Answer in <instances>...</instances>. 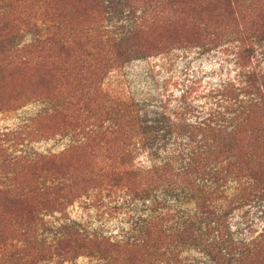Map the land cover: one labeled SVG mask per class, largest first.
I'll list each match as a JSON object with an SVG mask.
<instances>
[{
	"label": "rangeland",
	"instance_id": "374dc122",
	"mask_svg": "<svg viewBox=\"0 0 264 264\" xmlns=\"http://www.w3.org/2000/svg\"><path fill=\"white\" fill-rule=\"evenodd\" d=\"M235 1L232 15L230 0H182L189 9L185 7L181 18L195 27L185 24L180 29L176 47L116 65L113 40L120 27L113 19L115 6L106 8L104 16L84 31L98 12L93 0H0V27L7 24L13 34L7 59L11 66L0 65V77L7 81L0 94V264H131L136 260L127 242L137 215L131 208L119 210L108 188L83 185L92 166L86 139L92 133L91 145L99 147L100 133L107 126L103 91L115 97L120 90L140 102L154 103L167 96L162 88L168 78L176 86L168 84L167 91L176 95L194 83L205 90L235 78L243 62L264 80V44L252 47L249 39L250 17L264 7V0ZM109 2L104 0V6ZM143 8L142 25L155 18L158 26L144 32L142 39L148 48H166L172 31L163 22L172 18L163 0ZM128 27L125 20L124 30ZM194 36L201 46L187 45ZM65 40L70 42L69 50L61 52L59 44ZM24 59L27 64L21 65ZM89 64V69L95 66L93 72L104 66L109 73L101 83L102 92L98 71L93 74L94 102L87 110L84 98L89 90L82 76ZM61 184L64 198L55 192ZM15 197L24 206H8ZM245 219L254 228L264 217L252 209ZM200 258L193 254L186 264H202Z\"/></svg>",
	"mask_w": 264,
	"mask_h": 264
},
{
	"label": "trees",
	"instance_id": "16d2710c",
	"mask_svg": "<svg viewBox=\"0 0 264 264\" xmlns=\"http://www.w3.org/2000/svg\"><path fill=\"white\" fill-rule=\"evenodd\" d=\"M93 1L98 12L84 31L104 16L106 8L115 6L113 19L120 27L113 40L116 65L166 52L180 43L177 35L185 24L195 27L181 18L187 7L182 0H163L172 18L163 24L172 37L166 48H148L142 34L158 23L154 18L142 25L143 7L155 0H109L106 7L104 0ZM230 2L233 15L236 1ZM256 12L249 21L252 47L264 44V7ZM125 15L128 30H124ZM194 30L198 31L197 27ZM12 35L7 24L0 27V65L11 66L7 59ZM69 43L61 41L60 51L68 52ZM187 45L201 46L197 36ZM248 52L253 54V50ZM25 64L24 59L21 65ZM89 67L86 65L82 76L89 90L84 98L87 110L94 102L90 88L93 74L98 71L102 92L101 83L109 73L104 66L95 72V66ZM4 80L0 77V94L4 93ZM80 84L77 79L76 85ZM164 84L162 91L167 96L154 103L140 102L120 90L111 98L103 91L107 98L103 124L107 126L100 133L99 147L91 145L92 133L86 139L92 166L82 171L88 176L83 185L108 188L119 210L131 208L137 215L131 229L134 233L127 242L136 256L131 264H186L193 254L201 257L202 264H264V219L254 228L245 219L252 209L264 217V80L243 62L235 78L205 90L194 83L176 95L167 91L168 84L176 86L172 78ZM62 191V184L55 188L64 198ZM8 206L15 209L24 205L15 197L8 200Z\"/></svg>",
	"mask_w": 264,
	"mask_h": 264
}]
</instances>
